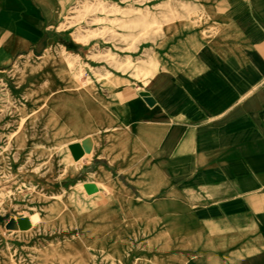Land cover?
Instances as JSON below:
<instances>
[{
	"label": "crops",
	"instance_id": "crops-1",
	"mask_svg": "<svg viewBox=\"0 0 264 264\" xmlns=\"http://www.w3.org/2000/svg\"><path fill=\"white\" fill-rule=\"evenodd\" d=\"M172 1L179 17L130 55L137 68L112 71L95 158L134 185L183 264H264V0ZM53 9L0 0V22L23 12L20 29L39 32Z\"/></svg>",
	"mask_w": 264,
	"mask_h": 264
},
{
	"label": "rangeland",
	"instance_id": "rangeland-1",
	"mask_svg": "<svg viewBox=\"0 0 264 264\" xmlns=\"http://www.w3.org/2000/svg\"><path fill=\"white\" fill-rule=\"evenodd\" d=\"M84 1L52 0L54 9L48 12L49 19L44 20L39 32L34 28L28 31L20 29L18 19L13 17L18 18L23 12H12L7 26L0 22L1 138H7L8 132L18 122L17 115L12 113L16 98L6 93L8 88L18 86L22 74L14 76V73L22 59L38 64L53 44H62L77 53V59L69 58L73 62L70 82L73 120L77 102H88L98 109V102L114 99L119 84L116 85L113 70L130 71L134 65L137 68V59L132 58L134 64L126 69L115 66L112 56L124 60L137 51L142 42L163 36L165 25L179 17V12L172 10V0H102L106 4V12L88 13L82 8ZM113 6L120 10H108ZM138 11H147L148 18L137 20ZM90 31H95L96 35L88 42L78 41L75 37L76 32L86 34ZM54 35L59 43L48 40ZM135 76L138 77L137 74ZM43 81H47L46 76ZM46 118L47 115L42 114L35 124L29 125L31 135L27 140L30 145L17 160L18 173L0 184V212L4 213L0 222V252H12L13 259L27 264H90L86 263L84 255L86 234L89 226L97 228L102 217L107 223L115 220L116 235L137 250L148 252L145 245L149 242L151 250L156 251L155 247H160L166 239L172 245L169 253L178 252V245L172 243L173 233L162 230V220L148 218L145 205L129 179L121 180L126 186L118 184L117 172L112 171L108 164L100 163L95 154L84 156L80 164L73 161L69 142L86 135L82 139L93 137L94 148L98 149L101 133L93 129L81 136L71 131L57 136L46 131ZM35 126L40 127L39 132H35ZM72 126L73 123L70 128ZM64 138L69 144L60 145ZM100 165L104 168L100 169ZM96 181L101 183V190L88 194L83 185ZM3 201L7 204L5 209L2 208ZM35 215L39 216V222L33 226L31 217ZM22 216L29 218L33 226L30 231L20 233L8 228L11 218ZM68 224H71L69 230L66 228ZM171 258L170 261L173 260ZM142 259L133 256L131 260L133 264H146L141 262ZM184 262L183 256L181 263Z\"/></svg>",
	"mask_w": 264,
	"mask_h": 264
},
{
	"label": "bare ground",
	"instance_id": "bare-ground-1",
	"mask_svg": "<svg viewBox=\"0 0 264 264\" xmlns=\"http://www.w3.org/2000/svg\"><path fill=\"white\" fill-rule=\"evenodd\" d=\"M82 8L86 10V13L90 11H107L106 4L102 0H96L95 2L85 0ZM108 10L119 11L120 8L113 6ZM148 16L149 13L147 11L136 12V19L139 21L146 20ZM94 35H96L95 31H90V33L86 34L83 32L75 33L76 39L82 42H88ZM70 56L73 59L78 58L77 53L68 50L64 45L53 44L38 64H32L27 59H22L19 62L14 76L20 72V74L24 75L19 77L17 88H8L6 93L9 97L12 95L16 98L14 112L12 113L17 115L18 122L16 127L8 132L7 138L0 137V184L7 181L15 173H18L16 171L18 170L17 160L30 145L27 140L31 135L29 125L31 123L35 124L39 117L42 118V114L44 116L47 115L46 131L57 134V136H64L69 134L70 131L77 134L76 136H81L88 130L93 129L100 133L99 112L91 104L89 105L88 102L87 104L86 102L76 103V118L72 120L73 116H71V113H73L74 109L71 106L72 85H70V82L73 74V62L69 59ZM112 63L115 66L127 69L134 64V61L131 56H126L124 60H121L114 55L112 56ZM149 73L146 72L145 75L148 76ZM44 76L47 77L45 82L43 81ZM22 91L25 92L23 93ZM27 122L28 125H26ZM71 123H73L72 129L70 128ZM39 128L35 126V132H39ZM84 137L73 139L69 142L70 144L64 138L60 143V145L69 144L73 161L77 164H80L84 156L99 153L98 149L94 148V139L91 137V151L86 152L85 150L84 154L78 159L74 157L71 146L79 143L83 147L84 139L82 138ZM68 157L70 162H72L71 157ZM94 183L98 190L93 193L87 192L88 194H94L101 190V183L99 181ZM37 192L39 193V191ZM6 207L7 204L3 201L2 208L5 209ZM15 220L18 223V227H12L11 229L18 230L17 232L20 233L30 231L39 222H32V225H34L31 226L30 220L26 216L16 217ZM66 228L68 230L71 229V224L66 225ZM165 240L163 239L164 243L160 247H155L156 251L151 250L152 245L147 241L145 249L148 252L144 253L126 243L119 235H116L115 220L107 223V221L104 222L102 217L97 228L93 225L89 226V231L85 238L86 252L84 251V255H86V263L89 262L90 264H133L134 259L131 260L133 256H135V259L138 257L144 258L141 262L146 264H182L183 257H181L179 252L170 254L168 251L169 243ZM171 257H173L172 261H170ZM0 264L27 263L13 259V253L5 250L0 252Z\"/></svg>",
	"mask_w": 264,
	"mask_h": 264
},
{
	"label": "water",
	"instance_id": "water-1",
	"mask_svg": "<svg viewBox=\"0 0 264 264\" xmlns=\"http://www.w3.org/2000/svg\"><path fill=\"white\" fill-rule=\"evenodd\" d=\"M141 95L146 99V101L149 104L154 103V99L149 95L148 92H142ZM71 149H72V152L74 154V157L76 159H78L79 157H81L84 154L85 150H86V152L91 151L92 139L90 137L85 138L83 140V147L79 143L72 144ZM84 186H85V189L87 190L88 193H93V192H96L98 190V188L94 182L85 183ZM38 219H39L38 215L31 217V221L33 223H36L38 221ZM12 227H18V223L16 222V220L14 218H11L10 221L8 222V228H12Z\"/></svg>",
	"mask_w": 264,
	"mask_h": 264
}]
</instances>
